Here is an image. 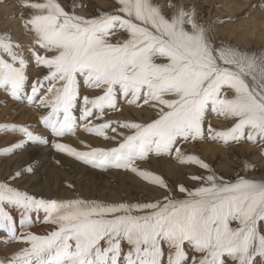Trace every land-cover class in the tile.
<instances>
[{
	"label": "snow or ice",
	"instance_id": "snow-or-ice-1",
	"mask_svg": "<svg viewBox=\"0 0 264 264\" xmlns=\"http://www.w3.org/2000/svg\"><path fill=\"white\" fill-rule=\"evenodd\" d=\"M20 3L28 10L21 13L32 35L28 51L47 71L29 85L25 46L0 32V91L42 110L40 123L55 138L75 135L83 121L85 131L115 145L81 151L57 140L60 152L93 168L131 171L167 195L118 203L43 198L15 186L16 172L0 180V231L23 246L0 264H264V178L226 179L184 148L251 142L264 151V50L218 41L214 24L226 21L201 19L198 7L182 0H117L116 8L91 17L62 0ZM82 85L99 94L82 95ZM121 100L147 106L155 118L108 119L106 113L122 111ZM209 113L231 126L213 127ZM0 130L22 136L3 155L29 142L49 144L31 125L3 123ZM153 156L206 174L189 177L195 187H173L140 166ZM40 213L53 226L44 234L30 230Z\"/></svg>",
	"mask_w": 264,
	"mask_h": 264
},
{
	"label": "rangeland",
	"instance_id": "rangeland-1",
	"mask_svg": "<svg viewBox=\"0 0 264 264\" xmlns=\"http://www.w3.org/2000/svg\"><path fill=\"white\" fill-rule=\"evenodd\" d=\"M250 1H254V0H247V1L246 0H182L183 4L186 6H192V5L197 6L199 9L201 19L207 18L209 20H225L226 21L224 23L217 22L214 24V27H215L214 36L218 41L233 42L242 49L255 50L258 52L260 50H264V39L257 37V34H256V37L253 36V38H252V35L250 36V38H246V39L239 38V33L240 32L242 33V30H245V27L242 25V24H245L243 23V21L246 20V19H243L245 14L248 13V11L251 12L252 15L260 14V12L264 11V0H255V2H250ZM62 2L68 5L69 8H71L73 3L77 4L78 7H76L75 11L77 12V14L83 15L85 17L94 16L95 14H97L98 11H110L117 7V0H62ZM160 2L167 3V0H160ZM240 2L241 3L247 2L244 9L243 8L238 9V6H239L238 3ZM253 5H256L257 7L254 8ZM165 11H170V9L166 8ZM22 12L24 14H27L28 10L23 9L21 7L20 0H0V32L10 31L14 40L18 42L19 44L25 46L24 48L25 56L27 57L29 61L28 75H29V85H30L38 76H43L47 70L43 67L36 66L35 61L32 57V54L28 51V46L32 45L33 41H32L31 33H29L22 26V22H23V17L21 15ZM233 16L234 18L239 17L240 19L236 20L235 22L226 20V18L233 17ZM229 26H237L236 28L238 30L235 31L234 33H231L230 30L228 29ZM27 91H28V94H30V87L28 88ZM81 94L94 96L99 93L96 90L89 89L86 86L82 85ZM7 107L8 109L2 115L1 108H7ZM120 107L122 111L108 112L106 113V117L108 119H113V120H116V119L131 120V121H137V122H147L148 120L155 118V112L152 109L148 108L147 106L143 108H138V107L130 106L124 103L123 100H121ZM41 111L42 110L38 109L37 107H33L32 105L28 104L23 99L21 101H16L12 99L8 93L4 91H0V114H1L0 124H3V123H9V124L17 123V124H22V125L30 124L33 128L36 129V131L39 134H43L45 138L48 139L49 141L48 145L50 146L52 145L50 148V151L54 152L53 154L54 161L55 160L58 161V159L60 158L63 159L64 161H69L71 159L73 162H76V163L79 162L81 165L85 166V168H87L88 170L93 169V170H96L97 172L109 173L107 175H110L113 172L116 173V177H117V178L115 177L116 185L113 184L111 187L112 189H114L115 187V194H116L115 199L113 200L110 199V201L105 199L106 198L104 195L105 187L96 188L97 185L93 186L95 195L92 196L93 192L91 191L87 195V197H85L86 196L85 193L81 195L79 194L80 197H83L85 199H98L102 201L106 200V202L112 201L111 203H118V202H125V201L144 202L145 200H155V199H159L167 195V192L165 190L149 184L143 178L139 177L136 174H133L131 171L120 170V169L102 170L98 168H93L91 165H88L84 163L83 161L76 159L73 156L71 158V156L68 155L67 153L60 152L57 149L55 151L54 143L57 140H59V142L63 141L62 143L68 144L73 147V144H74L73 140L75 139L74 137H76L75 135L78 133L83 134V137H89V136L94 137L95 138L94 142L89 141L90 146L92 147L109 148L115 145L111 143L110 141H107L101 137H98L94 134H90L89 132L85 131L84 126H83L84 125L83 121H81V123L79 122L80 127L75 135H67L63 138H55L51 135L50 130L45 129L41 125L40 119H39L41 115ZM76 115L79 116V110H77ZM208 121L211 122L213 127H216L218 129H226L231 126V124L228 121H225L223 118L216 117L214 114H211V113H209L208 115ZM208 121H206V123ZM109 135H113V133L109 132ZM20 138L22 139V136L18 133L5 132V131L0 130V150L11 146L12 143L14 142L21 140ZM208 142L210 143V145ZM212 142L213 141L192 142V143H188L184 145V148L189 154H197L201 156V158H203L207 163L213 166V168L217 171L218 174L223 175L226 179H234L238 175H249L250 177L257 178V179L264 178V151L261 150V147L259 145L253 144L251 142H242L240 144H232L230 146H225L219 142H213V143ZM29 145L40 146L41 144L30 142ZM204 145L210 146V147L213 146V148H211L208 151H204ZM86 148L85 147L81 148V151L89 150L88 148L87 149ZM76 149L80 150V148H77V147ZM55 154H58V155H55ZM164 158H166L165 160L170 162L172 165H177L179 167L178 170L174 171V169H172L171 167L168 169H165L166 164L161 161V159H164ZM153 160L157 162V165L153 163ZM57 161H55V164L54 162H52L53 165L51 167H56ZM64 161H60L62 163L61 167H63V169H68L69 167L64 168L63 165L67 163V162L64 163ZM246 163H251L255 165V168L249 170L247 168L242 167V165ZM67 166H70V165L68 164ZM140 166L142 168L148 169L159 175L164 176L167 179L168 183L172 185L173 187H176L179 183H183L186 186L195 187L197 186V182L191 180L189 177L192 175L206 174L205 170L199 168L196 165L181 164L171 157L153 156L148 161L140 162ZM16 167L15 168L14 166L9 167L6 170L4 169L3 166L0 165V170H1L0 174L7 172L6 176H0V180H5L6 178L10 177L12 174L16 172H20V173L23 172L21 168H19L18 166ZM28 173L30 174L31 172H28ZM178 173L181 176H179ZM45 175L41 177V183L44 185L48 183L46 182L47 175L46 177ZM20 178L22 177H19V180L17 179L16 180L17 182L15 181L14 183H20ZM134 178L137 180H140L143 184L135 183ZM64 179L65 180H63L62 183L70 182L72 183V185H74L76 182L79 183V180H77L74 177L71 180H69L70 176L68 175L65 176ZM82 182H85V180H82ZM142 185H147L148 187L142 186ZM24 186L25 185H23V189L22 188L20 189L28 191L30 194H33L32 191L30 192L29 189ZM108 190L109 189H107L106 196H109L110 191ZM158 190H160L159 194H158ZM175 195L177 196V198H182L183 196V194L178 191L175 193ZM70 198H75V196L71 194ZM70 198H67V199H70ZM39 216H36L34 214L33 221L38 224L32 225V227L38 226L40 224L48 225L44 223V220L42 219L43 215L41 216L39 214ZM38 220H41V221H38ZM50 230L49 228H47V229L39 230L35 232L38 234H41V233L44 234L45 232L50 231ZM4 233L5 232H0V234H4ZM5 247L6 246L2 248L3 251L5 250L4 249ZM8 255L11 257L10 254ZM9 256L1 257L0 259L6 258Z\"/></svg>",
	"mask_w": 264,
	"mask_h": 264
},
{
	"label": "bare ground",
	"instance_id": "bare-ground-1",
	"mask_svg": "<svg viewBox=\"0 0 264 264\" xmlns=\"http://www.w3.org/2000/svg\"><path fill=\"white\" fill-rule=\"evenodd\" d=\"M250 2H255V0L250 1ZM246 3L247 2L238 3L239 4L238 9H242V8L244 9ZM263 12L264 11L260 12V14H253V15H251L250 19H246L243 21V23H245V24H242V25L245 27V30H242V33L241 32L239 33V38L246 39V38H250L251 35L253 38V36L256 37V34H257V37L264 39V13ZM233 18H234V16H233ZM236 27L237 26H229L228 29L230 30L231 33H234L235 31L238 30ZM39 72H40V70H39ZM1 109H2L1 112L3 115V113H5V111L8 109V107L7 108H1ZM22 109H24V108H22ZM80 123H81V121H80ZM75 136L76 137H74L75 139L73 140L74 141L73 147L74 148H76V147L80 148V150L83 147L86 148V145H90V142H94V140H95V138L91 137V136L83 137V134H81V133H78ZM77 137H78V139H77ZM29 143H26L25 145L14 150L13 152H11L8 155L0 154V165L3 166L4 169L7 170L9 167L14 166V168H15L16 166H18L19 168H21V170H23V172L21 171L22 173H21L20 177H22V178H20V183H15V186L23 189V185H25L24 187H27L30 192L32 191V193L34 195H37L38 197L67 199V198H70L71 194H73L76 197L77 195L79 196V194L81 195V194L85 193V195H86L85 197H87V195L91 191L93 192V194H92V196H93V195H95L93 186L97 185L96 188L105 187V189L103 188L105 190L104 191V195L106 197L105 199H107L109 201H110V199H112V200L115 199V196H116L115 187H114V189L111 188L112 185L115 184V177H116L115 172H113L110 175H107L109 173L97 172L96 170H93V169L88 170L87 168H85V166L81 165L79 162L78 163L73 162L71 159L69 161H64L61 158L58 159L59 163L56 162V167H51L53 165L52 162H54V164H55V161H57V160L54 161V159H53L54 152L50 151V148L52 145L51 146L50 145L34 146L35 145L34 144L33 146H31V145H29ZM209 145H210V143H209ZM211 148H213V146L210 147V146L204 145V151H208ZM213 150H215V149H213ZM55 151H56V148H55ZM55 155H58V154H55ZM62 157H63V155H62ZM71 158H72V156H71ZM165 159L166 158L161 159V161L166 164L165 169H168L171 167L172 169H174V171L178 170L179 167L177 165H172L170 162L166 161ZM60 161H64V163L67 162L66 164L67 165L69 164L70 166H67L66 164H64L63 166H64V168H67V167H69V168L63 169V167H61L62 163ZM153 163L155 165H157V162H155L154 160H153ZM14 171H15V169H14ZM28 172H31V173L29 174ZM42 173H43V175H45V174L47 175V178H46L47 181L46 182H48V183L45 185L41 183V177L43 176ZM6 174H7V172L0 174V176H6ZM46 175H45V177H46ZM67 175L70 176L69 180H71L74 177L77 180H79V183L76 182L74 185H72V183H70V182L69 183H62V181L65 180L64 177ZM179 176H181V175L179 174ZM17 179L19 180V178H17ZM81 179L85 180V182H82ZM134 182L135 183H142L140 180H137L135 178H134ZM67 185H72L74 187H69ZM142 186L148 187L147 185H142ZM107 189H109L108 191H110L109 196H106L107 195ZM159 193H160V190H158V194ZM13 215L17 217V226L19 229V217L17 215L16 210H14V209H13ZM40 215L42 216L43 214L40 213ZM38 221H41V220H38ZM35 224H38V223H35L33 221L32 225H35ZM52 227L53 226H51L49 224L48 225L40 224L38 226L31 227L30 230L34 231V232L39 231V230H44L47 228H49V230H50V229H52ZM19 230L22 231V229H19ZM0 232H5L4 234H0V258L5 257V256H9L8 254L13 255L16 251H18L23 246L18 241H12L10 239L9 233H7L6 231H0ZM4 246H6V247L4 248L5 250L3 251L2 248ZM9 257H6V258H9Z\"/></svg>",
	"mask_w": 264,
	"mask_h": 264
}]
</instances>
